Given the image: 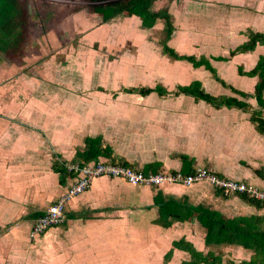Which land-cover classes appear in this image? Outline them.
<instances>
[{"label": "crops", "instance_id": "0c3cea01", "mask_svg": "<svg viewBox=\"0 0 264 264\" xmlns=\"http://www.w3.org/2000/svg\"><path fill=\"white\" fill-rule=\"evenodd\" d=\"M4 2L21 6L22 14L16 17L22 24L19 29L1 27V43L12 34L28 37L35 18L29 16L26 7L34 3L42 6L44 0H0V3ZM168 7L176 11L172 14L173 31L166 44L175 49H193L195 52H188L196 57H208L216 76L226 86L215 80L203 66L193 67L183 61L170 63L171 71L167 73L157 71V79L168 86L167 74L175 71L179 76L174 80L179 84L197 80L209 94L237 97L247 102L249 109L214 108L182 93L141 96L123 92L119 94L121 97L139 96L144 101L136 108L124 105L106 110L102 106L100 113L85 107L81 95L69 94L67 88L63 91L61 86L53 87L46 77L36 82L34 65L28 61L30 58L21 57L19 60L18 56L12 55L13 50H10L12 56L5 55L1 48L0 241L4 237L2 227L11 221L17 222L10 232L14 238L12 248L0 255V264L24 262L19 261L25 259L21 246L32 222L69 182V177L65 176L64 182L59 183L52 163L69 162L75 150L82 148L83 137L89 132L101 135L111 146L113 157L122 158L140 170L155 166L156 170L189 173L196 167H205L219 176L264 188V133L257 132L249 120L251 110H259L264 120V106L259 107L252 96L259 77L237 72L238 67L248 71L256 65L259 57L264 56V44L256 41L253 49L229 56L230 50L247 40L248 30L264 36V0H171ZM177 12L182 23L177 24ZM115 19L101 23L98 16L99 24L95 28L108 27L117 31L115 21L119 19ZM123 19L127 24L133 20L139 26L137 16H124ZM159 21H155L158 27ZM145 31L142 29L143 38H146ZM19 50L15 49L16 52ZM211 56L225 59L215 60ZM4 57L15 59L6 63L2 61ZM62 81L59 77V82ZM36 87L39 92L32 91ZM230 87L249 96L242 98ZM255 169L261 170V174H255ZM169 200L184 202L191 207L202 206L227 218L238 215L264 217V205L255 207L237 196L215 193L206 181L189 186L135 187L117 177L98 176L85 191L66 204L65 221L60 228L59 225L51 227L41 234L44 250L51 252L45 256L53 254L61 263L68 260L71 264H124L125 260L129 264H179L189 258L183 250L172 248L166 263H162V257L172 241L183 238L203 254L208 250L219 253L220 264H240V261L249 259L250 250L238 245H205L204 228L195 216L171 220L165 226L156 222L159 208L165 207ZM111 229L113 239L106 244L100 243L101 236H108ZM60 235L61 239H58ZM58 242L62 244L58 245ZM94 242L99 245L95 247ZM118 248L124 253L116 255ZM149 253H153L151 256L155 260L149 257ZM28 256L26 253V258Z\"/></svg>", "mask_w": 264, "mask_h": 264}, {"label": "rangeland", "instance_id": "374dc122", "mask_svg": "<svg viewBox=\"0 0 264 264\" xmlns=\"http://www.w3.org/2000/svg\"><path fill=\"white\" fill-rule=\"evenodd\" d=\"M170 1L171 0H157L152 3L151 8L157 9L161 6H165L168 11L170 10V6L168 7ZM44 2L45 3L38 11L34 6L35 3L34 5L26 7V12H29V16L35 18L32 22L33 28L31 27L32 29H30V35L23 38L22 47L19 52H12V55L15 54V56H18L19 60L21 57L30 58L28 61L30 65H34V77H36V82L43 81L44 77H46L51 80L53 87L59 88V86H61L63 91L67 88L69 94L76 93L81 95V97L84 98L81 103L84 104L85 107L89 106L90 108L98 110L100 113L103 111V107L106 110L122 108L124 105L136 108L141 101H144L143 98L141 97L140 99L139 96L121 97L119 94L123 93V91H121L122 86H153L154 84L160 83L166 90H170L171 87L174 88L179 84V81L174 80V78L179 76V73L175 71L167 74L168 80L170 79V84H168V86H165L157 79L159 73L162 74L171 71L170 63L173 61H183L187 63L185 60H172L161 51V45L158 41L163 36L161 30L163 26L162 21H159V27L154 23L151 28L145 29L146 38H143L141 34L144 32H142L139 26H136L135 21L129 20L128 25L126 22L127 20H124V16L122 15L116 16L115 19L120 20V23H118L119 20L118 22L115 21V29L117 31L108 27L95 28V26L99 24L97 22L98 16L90 12V0H44ZM170 11L171 19H173L172 14L175 13L176 10L171 9ZM75 13L76 15H72ZM34 14L37 16H34ZM178 17L179 12L175 14L176 21L179 20ZM178 22H180V20L177 21V24ZM171 48L176 53L178 52L177 54L184 53L185 55L191 54L196 56L188 52H195L193 49L184 50L182 47L179 49H175V47ZM180 50L183 51L180 52ZM215 57L211 56V58ZM14 59L13 57H4L2 61L12 63ZM163 69H165L164 72ZM157 71L159 73H157ZM59 77L63 80L61 82L62 85H60ZM37 88L38 87L32 91L39 92ZM52 89L51 91H54V88ZM96 116L98 115L96 114ZM85 136L95 135L89 132L86 133ZM134 186L138 187L143 185ZM210 188L214 191L211 185ZM27 221L30 223V220L27 219ZM16 222V220L11 221L1 229V235L4 237L3 240L0 241V255L2 253L6 254V251L12 248V239L14 238L13 234L10 232L12 231L11 227H14ZM61 225L62 224H59V226L57 225L58 228H60ZM111 231L112 229L107 232L108 236L106 235L104 237L105 234H103L99 242L106 244L110 239H113ZM42 235L33 239H30L28 235H26L24 240L25 243L21 246L24 250L25 259L22 258L19 260L20 262L24 261L21 262V264H71L68 260L61 263L55 259L56 257L53 254L46 257L45 255L51 252L44 250V245L41 240ZM63 237L65 240V236ZM58 239H61V235ZM129 243L130 242L127 244ZM59 244L62 243L58 242V245ZM93 245L97 247L99 244L98 242H94ZM110 248L112 247L110 246ZM65 250L67 251L66 246ZM121 250L122 249L118 248L116 255L124 253L121 252ZM26 253L29 255L28 258H26ZM153 253H149V257L155 260V258L151 256ZM72 255H76L74 251H72ZM5 257L7 258V256ZM9 258H11L10 255ZM45 258H47V260H45ZM166 262L167 261L162 263ZM124 264H129V262L125 260Z\"/></svg>", "mask_w": 264, "mask_h": 264}, {"label": "trees", "instance_id": "16d2710c", "mask_svg": "<svg viewBox=\"0 0 264 264\" xmlns=\"http://www.w3.org/2000/svg\"><path fill=\"white\" fill-rule=\"evenodd\" d=\"M153 1L155 0H90L91 5L89 6V10L91 13L99 16L101 23L108 22L118 15L137 16L139 18V27L142 29L151 28L156 20H161L163 22V36L159 40V44L161 45V51L163 54H166L172 60H185L193 67L203 66L213 75L215 80L226 86V84L216 76L215 71L207 58L204 56L196 57L193 55L177 54L166 44V41L169 39L173 31L171 15L166 7H160L157 9L151 8ZM34 6L37 11L41 7L37 3ZM18 14H22L21 6L12 5V3L10 4L6 2L0 3V28L2 27L5 30L19 29L22 23L16 17ZM4 39L5 42L0 44V49L3 48L5 55H11L10 50L16 52L15 49H21L23 41L21 35L12 34ZM256 41L264 44V36L248 30L247 40L230 50L229 56L236 52L253 49ZM214 59L224 60L225 58L218 56ZM237 72L238 74L247 76L258 75L259 79L254 84L252 96L256 99L259 107H263L264 99L262 98V91L264 90V56L259 57L256 65L250 70L243 71L238 67ZM230 89L242 98H247L249 96L248 93L235 90L232 87H230ZM121 91L125 93H135L141 96H145L149 93H156L159 96L166 95L167 93H173L174 95L182 93L193 97L194 100H203L214 108L225 106L228 108L235 107L243 111L249 109L248 103L237 97L209 94L202 89L200 83L196 80L190 81L188 84H177L172 91L166 90L160 83L154 84L153 86H122ZM249 120L253 123L257 132L264 133V120L261 117L259 110H251ZM111 153L112 149L110 145L103 140L101 135L84 136L82 148L80 150H75L70 161H77L80 164L110 162L130 166V164L122 158L113 157ZM51 167L52 170L57 173L60 184L64 182L65 176H68L69 178L72 177L71 174L66 171L65 166L62 163L55 161L52 163ZM141 171L147 174L149 172H157L159 169L156 170L155 166H145L144 168H141ZM260 171L261 170L259 169L254 170L255 174H261ZM214 190L215 193L223 195L220 190L215 188ZM223 196H237L247 204L255 207L264 205V201L249 198L245 194ZM190 215L195 216L197 221L204 228L203 241L205 245L213 247L229 244L238 245L244 249L250 250L249 259L240 261V264H264V217L258 215H238L227 218L216 211L208 210L202 206L191 207L187 206L184 202L173 200L166 202L165 207L159 208V218L156 222L165 226L168 225L171 220H183L190 217ZM172 248L183 250L189 254V259L183 260L179 264H220L219 253L215 254L214 251L208 250L203 254L195 250L193 245L183 238L171 242V247L162 257L163 262L170 258Z\"/></svg>", "mask_w": 264, "mask_h": 264}, {"label": "built area", "instance_id": "2783aa9c", "mask_svg": "<svg viewBox=\"0 0 264 264\" xmlns=\"http://www.w3.org/2000/svg\"><path fill=\"white\" fill-rule=\"evenodd\" d=\"M65 169L72 177L66 187L49 203L32 222L28 237L33 239L45 230L61 224L64 220L66 204L76 195L85 191L93 178L98 176L117 177L131 185L160 186L180 184L189 186L195 182L206 181L223 195L245 194L249 198L264 201V188L251 183L219 176L205 167H196L189 173L175 170H159L143 173L140 169L110 162L84 163L65 162Z\"/></svg>", "mask_w": 264, "mask_h": 264}]
</instances>
